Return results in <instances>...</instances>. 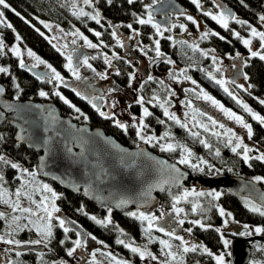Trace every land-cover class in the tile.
I'll use <instances>...</instances> for the list:
<instances>
[{"label": "trees", "instance_id": "1", "mask_svg": "<svg viewBox=\"0 0 264 264\" xmlns=\"http://www.w3.org/2000/svg\"><path fill=\"white\" fill-rule=\"evenodd\" d=\"M204 3H213L217 6L213 0H203ZM10 5L9 9H4L5 15L12 24L13 28L19 34L22 45L26 47L35 49L37 53L48 60L49 63L57 66L59 69H63L64 58L62 53L58 51V48L54 47L46 38L45 35H41L42 28L35 26V22L38 23L40 19H46V21L55 22L57 25L63 27L67 31H74L75 27L78 29H83L85 33L93 36L94 33L91 32L90 27L93 30H98L103 38L106 40H111V24L113 27L118 26L121 31H132V33H138L141 38L145 39L149 43V47L153 44L151 38L156 35L154 28L151 24L141 25L136 22V17H142V13L147 11L145 5L152 4V0H134V3L129 4L127 0H95V11L101 14L103 22L106 26L96 23L93 19H89L88 16L78 15L74 10V5L72 0H7ZM218 3L223 7L220 8L225 14H229L238 18L239 20L246 21L245 28L248 25L256 24L260 26V21L258 17L264 15V0H218ZM13 6V8H12ZM15 11H12V10ZM15 13H19L17 16ZM133 13L136 15L134 16ZM172 15L171 13L168 14ZM181 14H179L180 16ZM174 16V15H172ZM23 17V19L21 18ZM166 20V17H163ZM131 24L132 28H128L127 25ZM193 24V23H192ZM237 26L233 19L229 21L228 29L219 27L220 32L225 39L221 40L217 35L209 34L208 37L203 38L201 41V47H198L193 41H184L179 37L176 38L175 35L171 37L169 32L167 34L163 33L164 39L160 41L161 51L163 53L164 59L161 60L158 69L160 73L166 74L169 69L175 66H179L178 72L184 73L185 76L194 78L199 84L205 86L206 90L217 97L224 105H228V108L238 112L244 119L246 123L251 124L253 135L251 139L252 144H254V149L249 153L250 157H253L256 152L260 149H264V126L260 125L259 122L253 120L251 115L244 111L241 105H238L235 100H233L227 93L224 92L222 87L215 83V79H219L222 75V71L217 67L218 62H221L216 58L213 62L212 57L215 55H210L208 50H215L217 55L223 56V54H228L231 56L236 55L237 52L240 53V58L233 62V65L238 68L242 66L244 70V76L247 77L246 82L242 85V88L232 87L239 97L243 99V102L247 104L253 112L260 116H264V105L259 103V100L264 99V60H261L258 56L251 57L248 47H246L242 41L233 35V29L231 26ZM91 28V29H92ZM12 29H8L0 25V37L6 40L8 43L12 41L9 35ZM135 30V31H133ZM264 31V27L262 29ZM244 32L247 34L246 30ZM241 34V33H240ZM242 35V34H241ZM240 35V36H241ZM175 41H174V40ZM258 38L253 37L252 45L254 41ZM195 44V45H194ZM253 47V46H252ZM251 47V48H252ZM255 48V47H254ZM207 52L208 55H203ZM4 55H0V67H5L8 69L7 73H0V81L5 84L6 94L8 97L15 98L17 95L16 84L20 86L22 91L19 93V99H34V100H46L39 97L37 94V89H46L48 91L49 100H53L59 105L60 111L63 115H71V117L76 121L87 122L91 125L97 127H103L104 131L108 134H113L120 142L125 143V145L133 147L136 146L137 131L133 125L127 127V132L119 133L115 132L114 129L106 126L103 121L97 119L92 115L91 112L88 113L85 105L80 99H77L76 93L72 88L59 87L60 92H63L65 97L69 99L72 105L80 109V113H77L68 104H65L60 96L55 95L57 92L56 86L49 83V78L46 76L44 80H39L34 77L29 72L30 70L24 69L18 63L17 57L11 54L8 50H5ZM102 57H98L96 61L97 65L102 64ZM217 57V56H215ZM116 64L120 67L122 66L121 73L115 74L116 80L124 85L126 83V77L131 65L120 57L116 58ZM26 65V64H25ZM232 65V66H233ZM27 66V65H26ZM29 67V66H27ZM118 67V68H119ZM234 67V68H235ZM31 69V67H29ZM173 70V68H171ZM219 69V71H217ZM131 70V69H130ZM176 72V71H175ZM174 73L172 71L170 77L173 74L179 75V73ZM173 73V74H172ZM209 73L212 74L215 79L209 78ZM223 77V75H222ZM15 78V79H13ZM224 78V77H223ZM163 82V83H161ZM251 85L252 87H248ZM142 87L141 92L147 97V103L149 105V112L152 115L147 116L143 119L145 127L143 128L145 134L153 136L154 134L160 137L161 144H171L173 145L172 150H161L155 144L149 145L148 147L152 151H156L158 154L167 156V158L176 161L183 159V156H188L193 153L190 158L192 164H183L182 167L188 169L190 172L200 173L202 175L214 176L216 174H231V175H242L245 178L256 177L264 178V161L257 159H249L245 162L242 158L243 148L237 149V152H232V147L235 146V136H230L225 134V130H220L219 125H213L208 119L209 110L204 108V104L194 105V107L186 110V114L183 118H180L181 124H187V128H183L176 124L175 121L169 119L162 113L159 101L168 96L169 84L167 80L163 78H153ZM247 89V91H245ZM192 96L195 93L190 92ZM155 97V99H154ZM185 99V98H184ZM151 101V103H149ZM187 106L188 100L185 99L184 102ZM136 113H138V106H133ZM204 113V115H201ZM214 115V114H213ZM214 117H217L214 115ZM163 120L164 123H159ZM190 122L194 126L191 127ZM197 122V124H196ZM207 123L208 131H205L204 125ZM241 131L247 133V129L242 128ZM167 133L168 135H165ZM192 133H198V135H192ZM213 133H219V135H214ZM14 128L10 126L7 122L0 126V155L6 157V159L12 163L19 164L21 169H27L28 173H34L29 175L28 173H22L19 169L11 168L10 164H4L0 162V175L3 176V181H0V198L2 195L14 194L17 189H24L27 186L33 185V189L36 194L49 193L43 190V185H48L49 188L54 191L58 199L55 200V204L60 209V214L66 220V226L71 230L67 233V239H65V233L63 229L59 227L57 222H53L52 227V238L44 246V250H25L9 251L7 256H9L8 262L3 261L0 264H61L62 259L70 258L67 255V249L73 247L72 241H74L78 236L76 232L81 233V237L86 236V239L90 241L102 242L104 245H108L112 250V254L109 255L108 252L100 251V254L108 256L110 259L113 255L120 257L124 261L130 259L132 263L139 262V254L131 252L130 248L124 247L122 244H118L116 241L122 239L125 243L132 244V246L146 248L151 250V252L158 254L157 256L160 260L165 261L167 258L169 264H216L214 256L216 253H225L227 250L224 245L223 233L216 229H219L223 221V216L220 215L221 205L233 214L239 222H244L247 224L251 230L254 228L253 225H258L264 228V216H261L258 212H253L250 210L249 206H246V201H250L248 198L243 196H237L228 192L226 189L219 187V189L203 191L204 195L198 197L186 196L185 200H179L178 204L180 208L184 210L187 216H191V219L200 221L204 225L202 228L199 224H191L192 220L184 221L188 227H191L193 234L202 240L201 251L196 250L195 252H183V246L181 241L176 240L174 237H169L164 233L157 230L161 227L159 223H154L153 228L150 230L151 242H149V236L145 234V229L148 228V221H141L138 218L140 211L138 209L126 208L123 211L113 210L111 211V223L106 225H99L95 221L91 220L89 217L95 216L99 220H104L108 217V206L100 205L96 202L88 201L85 197L80 194H75L74 192H69L64 190V188L58 187L52 181L45 180L37 174L35 170V163L37 159V152L31 148H26L24 145L16 144L14 140ZM237 136V135H236ZM161 137H163L161 139ZM246 137H248L246 135ZM229 138L232 139L233 143L228 144ZM203 140L208 147L200 143ZM219 151L220 155L217 156L215 153ZM230 169V171H229ZM264 185V180L259 181ZM186 192L185 190L177 189H167L163 194L160 195V202L156 211L168 212L174 215L173 210L174 198L178 197V194ZM221 193L219 198H215L214 195L210 193ZM14 197V196H12ZM256 204V203H255ZM177 205V204H176ZM1 206V205H0ZM262 207V206H261ZM264 207V206H263ZM261 210H264V208ZM3 208V207H2ZM83 208V212L79 211ZM0 212L5 214L9 211ZM83 213H87L84 215ZM129 213H137V216H131ZM144 213V212H143ZM168 213V215H170ZM145 215H147L145 213ZM166 215V216H168ZM6 218H0V232L6 234ZM249 229V230H250ZM122 230V231H121ZM90 234V235H89ZM96 237L95 240L91 237ZM80 237V238H81ZM19 240H35L36 235L32 230H25L18 232ZM163 239L168 241L171 245V251L177 253L176 259L173 260L168 257L165 253L169 249L164 248L159 241ZM64 241L61 244V241ZM204 245V246H203ZM250 248H252L250 253V259L248 264H264V242L253 240L249 243ZM203 247L207 248L213 256H209L203 251ZM163 249V251H162ZM19 252L20 255H16ZM96 256V254H95ZM96 264H104L96 258ZM161 263V261H160ZM92 264V263H91Z\"/></svg>", "mask_w": 264, "mask_h": 264}, {"label": "water", "instance_id": "2", "mask_svg": "<svg viewBox=\"0 0 264 264\" xmlns=\"http://www.w3.org/2000/svg\"><path fill=\"white\" fill-rule=\"evenodd\" d=\"M151 11L153 16L187 12L182 0H163ZM156 61L158 59L152 64ZM77 63L74 61L73 65ZM0 87L5 90L0 95V126L7 122L14 128L15 143L39 154L34 166L39 177L52 181L61 189L117 211L133 208L144 213L155 212L161 201L160 195L168 188L188 190L191 186H200L202 190L222 187L264 206V185L252 178L190 172L177 161L152 151L145 142L130 147L113 134L106 133L103 127H93L74 120L71 115H63L54 101L9 98L3 82ZM6 104L18 106L19 110L11 111ZM121 198L128 202L118 207ZM0 209L7 211L2 206ZM253 240L264 242V236L233 237L229 244L228 264H248L252 250L249 243ZM23 249L45 248L42 245L15 248L17 251Z\"/></svg>", "mask_w": 264, "mask_h": 264}, {"label": "rangeland", "instance_id": "3", "mask_svg": "<svg viewBox=\"0 0 264 264\" xmlns=\"http://www.w3.org/2000/svg\"><path fill=\"white\" fill-rule=\"evenodd\" d=\"M94 1L95 0H91V3L86 5L84 4L83 0H72L73 2V5H74V10L75 12L79 15V12L81 10H83L84 12H87L89 15H88V18L91 19V16L92 15H95V5L94 4ZM183 3L186 4L187 6V10H189V12H186L185 14L183 15H180V16H177V19H175L173 22H169L167 24H163V26L161 25V30H163V32H165L167 34V32H169V35L170 34H173L175 35L176 37H179L180 39H183L184 41H193L198 47H201V43H202V38H201V34L204 33V32H208L209 34L211 33H218L219 37L222 36V35H225V34H222L223 32H220L221 29L219 27H222L220 23H218L216 20H213L211 18V16H206L203 14L204 11H209L211 12L213 15H218L219 12H221L222 10L220 8H218L216 5H214L213 3H210V4H206L203 2V0H200V4H201V8L198 9L193 3H191V0H182ZM4 11V9H3ZM5 13V11H4ZM6 14V13H5ZM192 16L195 20H196V24H192L191 21H189L187 19V16ZM232 16H233V13H232ZM140 17V16H139ZM232 20V19H229L228 20V26H229V21ZM40 22H43L41 23L42 26L44 28L41 27V25L39 26L38 23L35 22V26L37 27H40L42 28V32L43 35L46 36V38H48L49 42L52 44V45H55L56 48H58L59 52L60 53H63V55L65 56L66 59H64V64H63V69H59L57 66L55 67L53 64L49 63L48 60L44 59L43 57H41L37 51L35 49H32V48H29V47H26V45H22L21 43L19 44H15V43H6L5 40L4 43L6 45V48L5 50L7 51L9 48L13 47V46H16V47H19L20 51H21V56L17 57V59L19 60L18 63L20 65V61L23 60L24 61V64H27L29 67H31L32 69H35L37 68L38 70H41L43 72V76H46L48 78H50L52 76V73H51V69H49L47 67V65H51L53 68L56 69L57 72L60 73V76L63 78V83H67L69 85H65L66 88L70 89L73 87V84H72V80L75 79L76 77L73 75L72 71H70L68 68L65 67V65L68 63V59L67 57L69 56L68 52L66 51V45H70V43H72L73 40L76 41L75 45L78 43H83L85 44L84 40H82V38L79 36V35H72L73 33H75L77 30L79 31V33H81L82 35L83 34H86L85 31H82V30H79L77 27H75V30L74 31H67L66 29H63V27L57 25L55 22H50V21H46V19H40L39 20ZM95 21V20H94ZM235 21V20H234ZM49 25V27H45V25ZM183 25L184 27L181 28L180 26ZM198 25V26H197ZM231 26V25H230ZM260 26L262 27H258L256 24H253L252 27H255L258 31H263V27H264V24H262L260 22ZM233 29V32H239L241 33V37L245 38V39H253V37L250 36V28H245L244 25H241V24H238L237 26L235 25H232L231 26ZM92 27H90V30L91 32L95 33V32H99L97 29L96 30H93V28L91 29ZM167 29V30H165ZM62 30V31H61ZM244 30H246L247 34L244 32ZM164 33V34H165ZM222 34V35H220ZM90 38H91V42L93 44H96V39H93V36L90 35ZM258 38V37H256ZM1 39V37H0ZM194 44V45H195ZM85 46H87L85 44ZM253 46V47H252ZM251 47L253 50L255 51H260L262 52V54H264V49H261V46H260V41H259V38L257 39V41H254L253 45L251 44ZM255 47V48H254ZM89 48V47H88ZM96 48H89V50H94ZM28 50H31L33 53H35L36 56H38L41 60L45 61V64H38V62L36 61V59L34 57H30L28 56ZM206 51H208V53L210 55H215L217 56L216 58H218L219 61L221 62H218L217 64V67L219 68H222L224 66V64H232L233 65V62L234 61V58L236 57V55L234 56H231V55H226V54H223V56H219L217 55L216 51H212V50H208L206 49ZM11 53V52H10ZM13 55V53H11ZM74 58H72L73 60ZM238 58H236L237 60ZM75 60L72 61V67L74 69H76V71L79 73L82 72V68L77 66L79 63H77V65H73ZM230 61V62H229ZM78 62V61H76ZM33 64H37V66L35 68L32 67ZM231 66V65H230ZM234 67V65H233ZM173 68V70L171 69ZM169 69V72L166 71L167 73L166 74H163V73H160V79H164V80H167L168 81V84H169V94L168 96H166V98H163L162 101H159V105L160 104H164V107H166L169 111L170 114H174L178 119L180 118H183L185 116V114L187 113L186 110H188L189 108H192L194 107V105H197L194 100V98L196 99V101H198V104H201V106L203 104H207V107H212V110H216L218 109L219 110V113H221L222 117H221V120L218 119V117H214L213 114H210L209 116L212 117L213 120H216L218 125L220 124H223L225 127L224 128H220V130L224 129L225 130V134H229L231 137V133H228L226 130L227 129H231L233 133H235L238 137H241L243 139V143L248 145L251 149H254V144L251 143V141L249 140L248 137H246L247 133H245V131H241V129L243 128L240 124H238L237 122H235L234 120L228 118L223 112L220 111L219 108H217L216 106H214L211 101H208L206 99H204L203 97V93L201 92V89L203 90L204 93H207L209 96H211L212 98H214L216 101H218L221 105H223V107L225 109H229L231 112H234L236 113L235 111L231 110L230 108H228V105H224V103H222L219 99H217L216 96H214L212 93H210L208 90H206L205 88H203L202 84H199L195 81L194 78H191V79H188L189 76H185L184 73H179L178 71L181 70V68L179 66H175L172 67ZM178 68H180L178 70ZM174 71V73H179V75H176V74H173L171 77H170V73ZM176 71V72H175ZM223 73L225 71L221 70ZM222 73V75H223ZM221 75V77H222ZM219 77V78H221ZM195 81L196 83L193 84L192 81ZM221 80H226V77L224 76V78H221ZM49 81V80H48ZM49 83H52L53 85L56 86V90L59 89V87H61L60 85H62V83L60 81H56V80H52V82H49ZM227 83V82H226ZM225 83V87H227V84ZM71 84V85H70ZM234 88L238 85L235 81V83L231 82L230 83ZM241 85V84H239ZM59 86V87H58ZM239 88H242V87H239ZM61 96H63L65 99H67L64 95L63 92H60V90H57ZM75 92V91H74ZM190 92L192 93H195L194 96H192L190 94ZM76 93V92H75ZM41 97V96H39ZM41 98H44V99H48L49 98V95H47L46 97H41ZM188 100V104L189 106H187L184 102H185V99ZM238 98V97H237ZM240 99V98H238ZM69 101V99H67ZM242 102H243V99H240ZM127 102L126 99H124L123 97H120L118 99H115L113 100V105L115 106V104H117L116 106H121L123 104H125ZM245 104V102H243ZM131 109H123V112H124V115L122 116V120H124L126 122V124H129V125H136L137 127L139 126V121L141 118L139 119V115L135 112L134 110V107H133V104L130 105ZM162 110V113L164 112V109L161 108ZM237 115L241 116L238 112L236 113ZM143 115V113H142ZM133 117H135L136 119L133 120ZM197 124V122H196ZM205 124V123H204ZM249 124V123H248ZM190 125L191 127L194 126L192 122H190ZM198 125V124H197ZM207 126H209V124H205ZM135 127V128H137ZM137 131V129H136ZM144 129H142L141 131V134L145 137H149L151 135H146L145 132H143ZM156 139L152 140L151 143H146L147 146L149 145H153L154 144L161 149L162 146H165L168 145L167 143L164 145V144H161L160 142V137L156 134L153 135ZM233 138V137H232ZM134 139L136 140V145L139 143V142H142L144 143V140H141L138 138L137 134H136V137L134 135ZM237 141L235 140V143ZM264 153V149H260V151L256 152L255 156H258L260 154ZM193 156V153L190 155V157H188L187 155L186 156H183V159L187 160L189 164H192L190 162V158ZM182 160V159H181ZM181 160H176L181 166L183 164H187V163H181L180 161ZM253 179V178H252ZM256 181V180H254ZM258 182V181H257ZM21 190V197H20V202H21V205L22 206H31L35 209V205L31 204V202L29 201L28 199V195L31 196L32 200H35L37 202H39L41 200V197L42 196H47L49 198L48 200V203L49 205L51 204V193H43V191L40 192V194H36L34 189H33V185H30V186H27L26 188L24 189H20ZM188 195L187 196H190V197H198L199 194L201 193V188H197V187H189L188 190H185ZM16 192V191H15ZM25 193H27L28 195H25ZM185 193V192H184ZM184 193L182 194H178V201L179 200H182L186 198V196L184 195ZM14 196V197H12ZM16 200V196H15V193L12 195V194H6V195H2V198H0V205L3 207V208H7L9 211L5 214V218H6V233L8 232H11L12 228L9 227L10 225L12 227H15V224L13 223L12 221V216L13 215H16V216H21V215H27V214H21L19 212H16V213H13L12 212V202H14ZM5 201H8L7 203ZM248 203V206L251 208L252 205H255L257 207H260L262 208L261 206L257 205L254 203V201L250 200V201H247ZM176 207L177 208H180V205L178 203H176ZM56 205V204H55ZM57 207V205H56ZM219 208L221 209H224V212H225V215L222 217L223 218V221L221 223V226L219 227V229L222 231V233L224 234L223 235V239L224 240H227L229 243H228V246L226 248V252L225 254L227 255V257H225V260H226V264H228V261L229 258H228V255H229V244H230V241H232L231 239V235H232V232H236L237 230L241 229L247 225V224H244V222H239L238 220H236V218L233 217V214L231 213V216H228L227 214L230 213L229 210H227L226 208H223L221 205L219 206ZM264 208V207H263ZM182 209V208H181ZM141 212V211H140ZM220 212V211H219ZM165 215L161 218V211H156V212H147L146 214L147 215H155L158 219L156 221L153 222L154 223H159V225L161 227H163L165 229V231H171L172 230V226H169V223H174L176 225H180L178 223L179 220L183 219L184 221H189V220H192V221H197V220H193L191 219V216H187L185 213H184V210L179 213V215L177 216L176 213H174V215H171L168 212H164ZM168 213L170 215H168ZM41 215H43V212L40 213ZM168 215V216H166ZM60 217L62 218L63 216H61V214L58 212V213H54V217ZM32 219H35V217H32ZM64 219V218H63ZM57 222L58 224V221L54 218L51 223L53 224V222ZM225 220H227L228 222L225 223ZM191 221V224H193ZM26 221L21 219L20 223L23 224L25 223ZM248 226V225H247ZM249 227V226H248ZM253 229L251 230H248L247 231V235L248 236H253V234L255 235H259V236H264V232H261V233H255L254 229L256 227H259L258 225H253ZM30 228L31 230L33 229V231L35 232V235H36V238L37 239H40V235L37 233V231L35 230L34 227H32L30 225ZM181 228L179 231V233H177V235L181 236L184 238L185 241H187V245H183V246H191V245H196L197 246V250H200L201 249V241L198 240V238L192 233L193 230H191L190 232L189 231H186L188 229H191V227H188L186 225V223H183L181 225ZM245 228V227H244ZM250 233V234H249ZM0 235H5L6 238H9L5 233H3L2 231L0 232ZM14 238L17 239L18 238V232L14 234ZM78 239V237L76 238ZM19 240V239H17ZM36 240V239H35ZM21 241V240H20ZM23 241V240H22ZM24 241H28V240H24ZM40 245H44V244H40ZM82 251L83 252H79V251H76L74 253V255L70 258H65V259H62V262H66V264H96L97 263V260L96 258H98V260H100L101 262H104V264H115V261L112 260V258L110 259L108 256H105V255H102L100 254V251H103V252H108L110 254H112V250L111 248H109V246L107 245H104L103 243H100L98 241L94 242V241H89L88 238L86 239H83V242H82ZM74 246V245H72ZM12 246L10 245H7V244H4L2 242H0V257H3V259H6V256L9 252H5V249H8V248H11ZM142 250L145 249V248H141ZM148 252H150L153 256L157 257L156 260H152L150 257L148 256H145L144 259H141L140 256H139V262L137 263H132V261L130 259L127 260V262H129V264H161V262H165V264H169L168 263V260L167 258L165 259V261H162L160 260V258L157 256L158 254H155L153 252H151V250H147ZM201 251V250H200ZM95 252L96 256L93 257L92 253ZM223 253V252H222ZM216 255H219V253H216ZM114 257H116V260H120V261H124L123 259H120V257L117 258V256L113 255ZM1 261V260H0ZM204 264V263H203Z\"/></svg>", "mask_w": 264, "mask_h": 264}, {"label": "snow or ice", "instance_id": "4", "mask_svg": "<svg viewBox=\"0 0 264 264\" xmlns=\"http://www.w3.org/2000/svg\"><path fill=\"white\" fill-rule=\"evenodd\" d=\"M83 2H84V4L88 5V4L91 3V0H83ZM127 2L129 4H132V3H134V0H127ZM162 2H163V0H152V4L145 5V9L147 10V19H144L142 17H136V22L137 23H139L141 25L152 24V27L156 29L157 34H159L161 36L163 35V32L161 31V25L158 24V23H154L153 22V12L151 11V9H153L154 5H156L157 3H162ZM213 2L216 3L218 7H221V8L223 7L222 5H220L218 3V0H213ZM241 2H243V0H241ZM108 3H111V0H108ZM191 3H193L198 9H200L202 7L201 4H200V0H191ZM9 8H10V5L7 3V0H0V25H2L3 27H6L8 29H12V31L15 32V29L13 28L12 24L8 23L6 21V19L4 18L5 17V13H4L3 9H9ZM12 11H15V10L13 9ZM15 14L17 16H19V13H15ZM203 14L206 15V16H211V18L213 20H216L225 29H228V20L229 19H233V20H235L236 23L241 24V25L247 24L246 21L239 20L238 18L232 16L230 13L229 14H225V12H223V11L219 12L218 15H213L209 11H204ZM79 15L88 16L89 14L87 12H84L83 10H81L79 12ZM133 15L135 16L136 14L133 13ZM99 16H100V13L96 12L95 15L91 16V19L95 20L96 23L99 24L100 23ZM21 18L23 19V17H21ZM187 19L189 21H191L193 24L197 23L196 20L190 15L187 16ZM258 19H259V21L262 24H264V15H260L258 17ZM41 23H43V22H41ZM45 27H49V25L46 24ZM127 27L131 29L132 25L129 24V25H127ZM180 27L183 28L184 26L181 25ZM248 27L250 28V36L251 37H258L259 41H260L261 49H264V31H258L255 27H252L251 25H248ZM165 30H167V29H165ZM133 31H135V30H133ZM94 34L97 37L101 36L100 32H95ZM136 34L138 35V33H136ZM41 35H43V33H41ZM72 35H74V36L75 35H79L84 40L85 44L89 48H96L97 47L96 44H93L91 41H89L87 39V37H84L81 33H79L78 30L75 33H73ZM112 35H113V37H115L116 36V32L113 31ZM211 35H217L218 36L219 34L218 33H211ZM233 35L236 38L240 39L242 41V43L246 47H248L251 57H257L258 56L261 60H264V54H262V52L255 51V50H253L251 48V43H252L251 39H245V38L241 37L239 32H233ZM208 36H209L208 32H204V33L201 34V38L202 39L206 38ZM219 38L221 40L225 39L223 36H220ZM20 39H21L20 36L17 34L16 40L19 41ZM75 43H76V41L73 40L72 44H75ZM118 43H119V41H118ZM155 44H156L157 56H160L161 53H160V50H159V40L155 41ZM53 46L55 47V45H53ZM121 46H123V45H121ZM5 48H6V45H5L4 41H3V39H0V55L6 54L5 53ZM8 51L13 53L17 57L21 56V51H20L19 47L13 46V47L9 48ZM212 51H214V50H212ZM27 54L30 57H34L36 59V61L38 62V64H45V61L41 60L31 50H28ZM203 55L207 56L208 53L204 52ZM93 58H95V57H93ZM235 58H240V53L239 52L236 53V57ZM67 59H68V63L65 65V67L68 68L70 71H72V73L76 77V79L79 80L80 76H79L78 72L76 71V69H74L72 67V56H68ZM212 59H213V62L216 61V57L215 56H213ZM105 62L110 64V61L108 60L107 56H105ZM83 64L86 65L89 69H92V65L88 63L87 57L84 58ZM20 66L22 68L26 67V65L24 64L23 60L20 61ZM36 66H37V64H33L32 65L33 68H35ZM47 67L49 69H51V73H52V76L49 78V82H52V80H56V81H60L61 83H63V78L60 76V73L57 72L56 69L53 68L51 65H47ZM234 67H235V65H234ZM92 70L95 71V69H92ZM217 71H219V69H217ZM7 72H8L7 68L0 67V73H7ZM97 75H100L102 79L106 78L102 74L97 73ZM37 78L40 79V77H37ZM209 78L210 79H215V77H213L211 73H209ZM13 79H15V78H13ZM149 79H151V77H149ZM188 79H191V78L189 77ZM245 79H247L246 76H245ZM232 82L235 83V81H232ZM161 83H163V82H161ZM192 83L195 84L196 82L193 80ZM215 83L220 85L223 88L224 92L227 93L233 100H235V102L238 105H241L243 107L244 111L251 115L253 120H256L257 122H259L260 125L264 126V116H260L257 113L253 112V110L247 104H244L240 99L237 98V96H235L231 91H229V89L227 87H225V83L226 82L224 80L215 79ZM237 86L238 87H243L242 85H237ZM15 87L17 89V95H16L15 99L18 100L19 99V93L22 91V89H20V86L18 84H16ZM248 87L250 88L252 86L249 85ZM4 91H5L4 88L0 87V95H2L4 93ZM73 91L76 92L77 96H81V93L79 91H77L76 89H73ZM109 91L111 92L112 89H110ZM245 91H247V89H245ZM201 92L203 93L204 99H206L208 101H211V103L214 106H216L217 108H219L220 111L223 112L228 118L234 120L235 122L240 124L243 128L247 129V136H248L249 139H251V137L253 135L251 124L246 123L242 116H239V115H237L234 112H231L229 109H225L223 107V105H221L218 101H216L214 98L209 96L207 93H204L202 89H201ZM54 94L57 95V96H60V98L64 101L65 104H68L77 113H80V109L76 108L75 105H72L70 103V101H68L63 96H61L58 91L55 92ZM39 95L42 96V97H46L48 94L46 92H44V91H40ZM81 98L82 99H87V97H84V96H81ZM154 99H155V97H154ZM88 102L91 103L94 108H96V110L99 112V114L102 117H104L105 119H111L112 118L109 114H107V113H105L103 111H100L99 107H97V105L94 104L92 102V100H89ZM137 102L140 103L141 105H143V103H144L143 98H140ZM149 103H151V101H149ZM259 103L264 105V99L259 100ZM5 107L7 109L11 110V111H18L19 110L18 106H14L13 104H6ZM37 107H39V106H37ZM160 107L164 109V115L165 116H167L169 119L175 121V123L180 125L181 127L187 128V124H181V121L174 114H170L169 113L168 109L166 107H164V104H160ZM80 114L83 115V113H80ZM150 115H152V113H150L147 108H143V115H142V118L139 121V126L137 127L135 124L133 125V127H137V136H138V138L141 139V140H144L145 143H151L152 140L156 139L154 136L145 137V136H143L141 134L142 129L145 127L144 122H143V117H147V116H150ZM201 115H204V113H201ZM0 116H2V113H0ZM135 119L136 118L133 117V120H135ZM208 119L211 121V123L213 125H216L217 121L213 120L211 116H209ZM159 123H164V121L161 120V121H159ZM114 124H115L116 127L121 128L125 132H127V127L128 126L126 124L121 123L119 120L114 121ZM203 127H204L205 131H208L207 125H204ZM219 127L220 128H224L225 126L223 124H220ZM226 131L228 133H231L232 136L236 137V141L237 142L235 143V146L232 147V149H231L232 152L235 153V152H237V149L242 147L243 148L242 158H243V160L245 162L249 161V159H257V160H260V161H264V153H262V154H260L258 156H255V157H250L249 153L252 151V149L248 145L243 143V139L241 137L236 136V134L233 133L231 129H227ZM213 134L214 135H219V133H213ZM165 135H168V134L165 133ZM192 135H198V133H192ZM19 138L20 139H24L23 136H20ZM162 138L163 137H161V139ZM2 139L3 138L0 137V140H2ZM200 143L204 144L205 147L209 146L203 140H201ZM232 143H233L232 139L229 138L228 144H232ZM166 149L167 150H172L173 149V145H171V144L166 145ZM166 149H165V146L161 147V150H166ZM68 150L71 151V149H68ZM121 151H124V150L121 149ZM215 154L217 156L220 155L218 150L216 151ZM0 162H3L4 164H10L11 168L19 169L22 173H28L27 169H21L19 164L12 163V162L8 161L6 159V157L3 156V155H0ZM180 162L181 163H187L188 161L185 160V159H182ZM229 171H230V169H229ZM28 174L34 176V173H28ZM255 180L259 182L261 180H264V178L256 177ZM0 181H3V176L2 175H0ZM43 190L46 191V192L51 193V204L50 205L48 203L49 198L47 196H42L41 200L39 202H37L35 200H32L31 196L28 195L27 193H25V195H28V199L31 202V204L35 205V209L33 207H31V206H22L21 202H20L21 190L20 189L16 190V193H15L16 200L14 202H12V205H11L12 212L13 213L19 212L21 214H27V215H21V216L13 215L12 216V221L15 224V227H12L11 225L9 226V227L12 228L11 232L6 233V235L9 238H6L5 235H0V242L12 246L11 248L5 249V252L14 251V249L18 248V247H28V246H31V245L45 244V246H46L47 242H49L51 240L52 235H53V233H52L53 225H52L51 221L54 218L58 221L59 227L61 229H63V232L66 234L65 235V239L68 238L67 237V233L71 229L66 226V223H70V222H66L65 219L60 218L58 216L54 217V213L60 212V209L58 207H56V205H55V200L58 199L59 197L46 184L43 185ZM87 191L88 190L85 189V194H87ZM184 195L187 196L188 193L185 192ZM200 195H204V193H200ZM210 195H214L215 198L218 199L219 196L221 195V193H219V192L214 193V194L210 193ZM5 202L7 203L8 201H5ZM127 202H128L127 200L121 198L119 200V203H118L117 206L119 207L120 205L126 204ZM176 203H178V198H174V203L172 205L173 210L175 211V213L178 216L179 213H181L183 211V209L177 208L176 207ZM246 206H248L247 201H246ZM250 210L253 211V212H258L261 216H264V210H261L260 207L252 205ZM79 211L83 212V208H81ZM111 211H112V209H111V207H109L108 208L109 215L104 220H99L95 216H92V217H89V218L91 220L95 221L99 225H106V224L111 223ZM219 211H220V215L221 216L225 215L224 209L221 208ZM41 212H43V215L40 214ZM83 214L87 215V213H83ZM129 215L137 216V213H129ZM164 215H165V213L163 211H161V218ZM227 215L231 216V213H228ZM2 217H5V213L4 212H0V218H2ZM32 217H35V219H32ZM138 218L141 221H145V220L148 221V228L145 229L144 231H145V234L149 236V242H151L152 238L150 236V230L153 228V222L156 221L158 218L155 215H145V213H143V212L139 213ZM21 219L25 220L26 222L21 224L20 223ZM227 222L228 221L225 220V223H227ZM178 223L180 225H182L184 223V220L181 219V220L178 221ZM192 223L193 224H199L202 228L204 227V225L201 224L200 221H192ZM30 225L35 228V230L37 231V233L41 237L40 239L28 240V241H20V240H17V239L14 238V234L17 233V232H21V231H25V230H29L30 231L31 230ZM244 227H245V229L248 228L247 225H245ZM157 230L162 232V233H164L165 235H167L169 237H174L176 240L181 241V245L182 246L183 245H187V241H185L183 237H181L179 235H176L174 230L165 231V229L163 227H158ZM186 231L190 232L191 229H188ZM216 231L219 232L220 229H216ZM254 231H255V233H261V232H264V228L256 227L254 229ZM76 235L78 237H81V233L79 231L76 232ZM91 239L95 240L96 237L92 236ZM116 242L118 244H122L126 248H130L131 252L138 253L141 259H144L145 256L150 257L152 260H156L157 259V257L153 256L150 252H148L146 248L142 250L140 247H135V246H132V244L125 243V241L122 240V239H118ZM60 243L63 244L64 241L62 240ZM72 243H73L74 246L69 248V249H67V255L69 257H72L74 255V253L77 251V249L81 248L83 246L82 245V239H76V240L72 241ZM159 243L161 245H163L164 248L169 249V251H167L165 254L168 257H171L173 260H175L177 253H174V252L171 251L172 245L168 241L163 240V239H161L159 241ZM228 243L229 242L227 240H224L225 247L228 246ZM182 250H183L184 253L195 252L197 250V246L194 245V244L191 245V246H183ZM162 251H163V249H162ZM203 251L205 253H207L209 256H213V254L206 247L203 248ZM16 255H20V253L17 252ZM92 255L94 257L95 256V252H93ZM109 255H111V254H109ZM225 255H226L225 253H221L219 255H215L214 259L216 261V264H226ZM112 260L115 261V264H129V262H127V261L116 260V257H114V256H112ZM61 264H66V262H61ZM161 264H165V262H161Z\"/></svg>", "mask_w": 264, "mask_h": 264}, {"label": "flooded vegetation", "instance_id": "5", "mask_svg": "<svg viewBox=\"0 0 264 264\" xmlns=\"http://www.w3.org/2000/svg\"><path fill=\"white\" fill-rule=\"evenodd\" d=\"M185 7L187 10L186 4H185ZM12 8H13V6H12ZM187 12H189V10H187ZM4 18L9 23L10 19H8L6 15ZM142 18L147 19V11L142 13ZM175 19H177L176 15L175 16H172V15L166 16V20H164L163 17H161L160 15L159 16H153V22L158 23L162 26L164 23L167 24L170 21L173 22ZM99 20H100L99 24L102 25L101 27L106 26V24L102 20L101 14L99 16ZM38 25L39 26L41 25V27L44 28L42 26L41 22H38ZM151 26H152V24H151ZM109 27L111 28V33H110L111 34V36H110L111 40H106L105 38H103L104 35H101L99 37L94 35L93 39H96V45H97L96 49H94V50H89L88 46H85V44L78 43V42L76 45L72 44V43H70L69 46L66 45V47H67L66 51L68 52L69 56H72V58H74L73 60L76 59V61H78V63H79L77 66L82 68L81 69L82 72L78 73L80 76V79L78 80L75 78L72 80V84H73L72 89H76L77 91H79L81 93V96L87 97V99H82L81 96H77V99H80L81 102L85 105L86 109L88 110V113L91 112L94 117L103 121V123L106 126L114 129L115 132L126 133L123 129L116 127L114 124V121L119 120L121 123L126 124V122L124 120H122L123 119L122 116L124 115L123 109H125V108L131 109V107H130L131 104H133V106L139 107V108H137V109H139L137 114L138 115L140 114L138 116L139 119L142 116L143 108H147L149 110V105L147 103V97L148 96L143 94V92H141V89H142V87H145L144 85H146V83L148 81H150L151 79L160 77V70L158 69V67L160 65L161 60L164 59L163 53L161 51V44L162 43H160V41H161V39L162 40L164 39L163 38L164 35L161 36V35L157 34L156 29L154 28L156 35H154L153 38H151L153 44L149 47L148 46L149 43H147L145 39L141 38V36H139L140 34L137 35L135 32L132 33V31H130V30L121 31L118 26L113 27L111 24L109 25ZM79 30L84 31L83 29H79ZM113 31L116 32L115 37H113V35H112ZM161 31L163 32V30H161ZM17 34L18 33L16 32V29H15V32H13L12 30L10 31L9 35L11 36V39H12V41H10V43H12V44L13 43H15V44L20 43L21 39L19 41L16 40ZM170 35H171V37L173 36V34H170ZM83 36L87 37V39L89 41H91L90 35L87 32H86V34H83ZM157 40H159V50L161 53L160 56H157V53H156L155 41H157ZM118 41H119V43H118ZM5 42L8 43L6 40H5ZM121 45H123V46H121ZM62 55H63V53H62ZM101 56H103L102 57V64L97 65L96 61L98 60V57H101ZM105 56L108 57L110 64L105 62ZM63 57L65 58L64 55H63ZM85 57H87L88 63L92 65V69H95V71H93L92 69H89L86 65L83 64V60ZM93 57H95V58H93ZM117 57L124 59L126 62H128L131 65V67L128 70L130 72H128V74H127L128 77H126V83L124 85H122V83H119L116 80L115 74L121 73V70H122V68H121L122 66L119 67L116 64V58ZM156 59H158V61H156L155 63L152 64V62ZM27 66L24 69L30 70L29 72L31 73L32 76L40 77L39 80H44L46 78L47 75L43 76V72L41 70H38L37 68L29 69V67H27ZM220 69L225 71L223 73V77L224 76L226 77L225 82H227L226 83L227 88L233 94L236 92L232 88L233 86L230 84L232 81H236V83L238 85L239 84L243 85L246 82L245 76L243 74L244 70H243V67L241 65L238 66V68L237 67L234 68L232 66V64H226L225 63L224 66ZM97 73L102 74L106 78L102 79L100 75H97ZM149 77H151V79H149ZM223 77H221V78H223ZM221 78H219V79H221ZM67 83H65V84L62 83V85H60V86L64 87L65 85L66 86L69 85ZM236 87H238V86H236ZM203 88H205V86H203ZM110 89H112L111 92L109 91ZM40 91H44L48 94L49 90H46L44 88L39 89V90L37 89L38 95H39ZM234 95L237 96L238 98L242 99L237 94H234ZM120 97H123L124 99H126L127 102L121 106H116L117 104H115V106H114L113 100L118 99ZM9 98H11V97H9ZM140 98H143V101H144L143 105H141L140 103L137 102ZM13 99H15V98L13 97ZM89 100H92V102L94 104H96L97 107H99L100 111H103V112L109 114L112 118L111 119H105L104 117H102L99 114V112L96 110V108H94L92 106V104L88 102ZM193 101H195L197 104V101L195 98ZM203 106H204V108L209 110V113L214 114L215 116L218 117V119L221 120L222 114L219 113L218 109L212 110V107H207V104H204ZM144 118L145 117H143V119ZM126 125L129 126V124H126ZM191 187H193V186H191ZM198 187L200 188V186H198ZM216 189H219V188H216ZM201 190H202V188H201ZM209 190H215V189L210 188ZM209 190H203V191H209ZM169 226H172V230L175 231L176 235H177V233L180 232L179 230L182 229L181 225L178 226L174 223H172V224L169 223L168 227ZM242 229H244V227ZM249 229L250 228H247L246 230H242L241 233H240L241 229L237 230L236 232H232L231 239L233 237L234 238L235 237L242 238V239H243V237L244 238L249 237L247 235V231ZM86 236H85V238H86ZM85 238H84V236L81 238L78 237V239H82V242H83V239H85ZM200 241H202V240H200ZM201 244H202V242H201ZM82 250H83L82 247L77 249V251H79V252H83ZM225 257H227V255H225ZM9 259H10L9 256H6V259H3V257H0V260H1L0 262L1 263L3 261L8 262V261H10Z\"/></svg>", "mask_w": 264, "mask_h": 264}, {"label": "crops", "instance_id": "6", "mask_svg": "<svg viewBox=\"0 0 264 264\" xmlns=\"http://www.w3.org/2000/svg\"><path fill=\"white\" fill-rule=\"evenodd\" d=\"M184 5H185V3H184ZM160 14H158L157 16H159ZM182 15V14H181ZM161 16V15H160ZM166 16H168V15H166ZM166 16H161V17H166ZM175 16V15H174ZM176 16H179V15H176Z\"/></svg>", "mask_w": 264, "mask_h": 264}]
</instances>
